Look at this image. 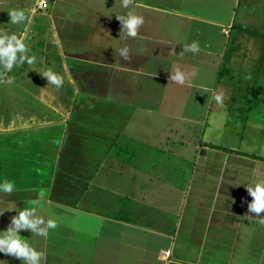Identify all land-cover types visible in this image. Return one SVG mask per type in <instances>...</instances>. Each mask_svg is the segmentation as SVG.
<instances>
[{
    "label": "crops",
    "instance_id": "1",
    "mask_svg": "<svg viewBox=\"0 0 264 264\" xmlns=\"http://www.w3.org/2000/svg\"><path fill=\"white\" fill-rule=\"evenodd\" d=\"M239 2L0 0V33L36 57L0 72V125L25 138L7 141L0 178L20 191L0 208L44 191L37 215L57 226L19 230L42 264H264V210H249L246 188L264 181V60L233 64ZM13 9L25 20L11 23ZM129 11L144 18L136 37L115 16Z\"/></svg>",
    "mask_w": 264,
    "mask_h": 264
},
{
    "label": "clouds",
    "instance_id": "2",
    "mask_svg": "<svg viewBox=\"0 0 264 264\" xmlns=\"http://www.w3.org/2000/svg\"><path fill=\"white\" fill-rule=\"evenodd\" d=\"M126 6V0H125ZM33 11H35L33 9ZM9 21L13 24H17L25 20V12L22 9H13L9 13ZM120 21L121 30L126 32V37H136L138 29L144 23V18L141 15H136L129 11L125 15H115ZM185 50L196 52L199 50V44L196 41L185 45ZM27 46L21 38L15 33L3 32L0 33V67L4 70L10 71L13 66H20L23 63L33 64L36 60L34 55L27 54ZM128 49L124 47L120 50L121 56L125 59L128 58ZM186 73L179 68H176L169 77L177 83H184L186 79ZM43 77L47 82L60 87L63 84V78L51 69L45 70ZM11 83V78L8 80ZM215 99L219 102L221 100L220 95H216ZM247 191L253 197L248 208L251 211L259 214L264 210V181H257L254 185L247 186ZM20 189L16 183L10 179L0 178V194H13L19 192ZM44 196V191L41 189L38 191V197L35 200H30L28 207L16 209L14 201L10 202V207L0 208V214L5 211L16 210V215L12 216L10 225L6 230L0 231V253H4L13 256L23 264H42V260L45 259V253L37 250L30 245L27 240L22 239V235L19 234L21 229H30L31 233H36L41 236H47L48 230L57 226L55 218H45L42 215H37V208L40 200ZM37 225H43L37 227ZM0 264H5V260L0 259Z\"/></svg>",
    "mask_w": 264,
    "mask_h": 264
},
{
    "label": "rangeland",
    "instance_id": "3",
    "mask_svg": "<svg viewBox=\"0 0 264 264\" xmlns=\"http://www.w3.org/2000/svg\"><path fill=\"white\" fill-rule=\"evenodd\" d=\"M239 6L236 14V20L240 25H243L245 27V31L248 30L246 33L242 31H236L235 36V55L236 61L232 59L233 64L236 62H239V68L243 71V74L247 71V68L252 63H261L264 60V39L262 38V33L264 32V0H239ZM238 30V29H237ZM252 34H250V32ZM261 33V34H260ZM257 66V65H255ZM254 66V67H255ZM258 67V66H257ZM246 74V73H245ZM5 84L0 83V92L4 91ZM1 97V96H0ZM5 100L0 98V105H4ZM6 106V105H5ZM12 119V118H10ZM14 123L15 121L12 120ZM0 123H2L0 121ZM4 124V123H3ZM0 171L7 169V165L5 163V157L8 155L9 149L7 150L6 144L7 141L11 142L13 140H22L25 139L20 133L15 135H7L6 131H4V125H0ZM36 135V134H35ZM17 162V161H16ZM19 162V161H18ZM16 166H19L16 164ZM15 166V167H16ZM11 167V166H10ZM57 207V206H56ZM53 205H51V213H54L57 215L59 212L54 211V208H56ZM53 214V215H54ZM119 231H123V229L120 227ZM135 229H129L125 228V238L134 237L133 232ZM114 232H117V229H114ZM136 237L138 239L140 231L136 230ZM144 235H141V237L144 238L145 232H141Z\"/></svg>",
    "mask_w": 264,
    "mask_h": 264
},
{
    "label": "trees",
    "instance_id": "4",
    "mask_svg": "<svg viewBox=\"0 0 264 264\" xmlns=\"http://www.w3.org/2000/svg\"><path fill=\"white\" fill-rule=\"evenodd\" d=\"M234 27L235 28H240V27H242L238 22H235L234 23ZM254 32V31H253ZM252 32V33H253ZM251 32H250V34H252ZM255 33V32H254ZM261 34V33H260ZM262 35V38L264 39V32L261 34ZM4 69H3V67H0V72H2Z\"/></svg>",
    "mask_w": 264,
    "mask_h": 264
},
{
    "label": "built area",
    "instance_id": "5",
    "mask_svg": "<svg viewBox=\"0 0 264 264\" xmlns=\"http://www.w3.org/2000/svg\"><path fill=\"white\" fill-rule=\"evenodd\" d=\"M44 6H46V2L45 1L42 2V7H44ZM164 253H165L166 256H169L170 251L166 250V251H164Z\"/></svg>",
    "mask_w": 264,
    "mask_h": 264
}]
</instances>
